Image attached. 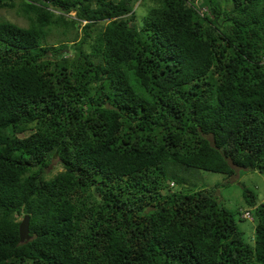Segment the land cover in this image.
I'll return each instance as SVG.
<instances>
[{
  "label": "trees",
  "instance_id": "1",
  "mask_svg": "<svg viewBox=\"0 0 264 264\" xmlns=\"http://www.w3.org/2000/svg\"><path fill=\"white\" fill-rule=\"evenodd\" d=\"M134 3L0 0V264H264V0Z\"/></svg>",
  "mask_w": 264,
  "mask_h": 264
},
{
  "label": "rangeland",
  "instance_id": "2",
  "mask_svg": "<svg viewBox=\"0 0 264 264\" xmlns=\"http://www.w3.org/2000/svg\"><path fill=\"white\" fill-rule=\"evenodd\" d=\"M90 2L94 3L96 0H89ZM230 2V1H229ZM157 3V0H135L134 9L137 16V20H141L144 15L147 13L148 8L151 5ZM230 6V5H228ZM19 7L17 5L13 9H1L0 10V18L9 20L11 22L17 23L21 26H28V21L23 17L21 14H17L16 10ZM206 7L202 8L204 11ZM74 14V12H71ZM107 20L101 21L99 24H106ZM82 26V25H81ZM79 26V35H80V27ZM78 35V38L80 36ZM66 36H71L66 35ZM59 36H51L48 38L49 42H55ZM62 38H65L62 36ZM73 42H69L68 45H71ZM32 131H26L24 135L30 134ZM48 170L50 171L49 176L55 175L57 172L62 170V166L57 162L56 158L52 159L51 165L49 166ZM201 178L198 181V184H202L205 186H213L217 182H221L227 180L225 184L219 187V192L221 193V199L224 205L230 209L235 210L237 208H247L250 209L251 218L245 219L239 222L240 228L244 232V238L246 241H252L254 235V228L256 225V215L253 208L246 207L244 204V198L242 195V188L248 187L253 191L254 196L256 197L257 202L264 201V174H260L258 171H250V170H240L238 173L234 174L231 177H227L226 174L223 173H216L210 171H202ZM169 187L173 190H180L182 185L173 184V182L169 183Z\"/></svg>",
  "mask_w": 264,
  "mask_h": 264
},
{
  "label": "water",
  "instance_id": "3",
  "mask_svg": "<svg viewBox=\"0 0 264 264\" xmlns=\"http://www.w3.org/2000/svg\"><path fill=\"white\" fill-rule=\"evenodd\" d=\"M18 231H19V241L21 243L28 241L30 239V236H29V216L27 214L24 215L22 220L20 221Z\"/></svg>",
  "mask_w": 264,
  "mask_h": 264
},
{
  "label": "clouds",
  "instance_id": "4",
  "mask_svg": "<svg viewBox=\"0 0 264 264\" xmlns=\"http://www.w3.org/2000/svg\"><path fill=\"white\" fill-rule=\"evenodd\" d=\"M225 180V179H224ZM228 182V181H227ZM250 208H253L254 209V207H250ZM240 210H242V214H241V216L242 217H244V218H246V219H250L251 218V212H250V209H243V208H239ZM254 212H255V210H254ZM256 215V214H255ZM22 220V219H21ZM256 223H257V216H256Z\"/></svg>",
  "mask_w": 264,
  "mask_h": 264
}]
</instances>
